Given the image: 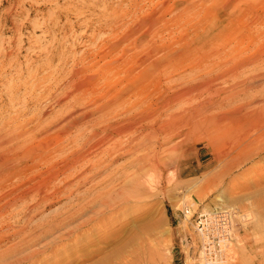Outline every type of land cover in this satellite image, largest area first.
I'll return each mask as SVG.
<instances>
[{"label": "rangeland", "instance_id": "obj_1", "mask_svg": "<svg viewBox=\"0 0 264 264\" xmlns=\"http://www.w3.org/2000/svg\"><path fill=\"white\" fill-rule=\"evenodd\" d=\"M165 3L158 39L165 50L160 52L164 73L156 82L150 72L144 100L132 98L138 111L155 109L156 115H132L131 121L106 117L51 131L48 148L63 144L67 151L39 165L34 176L76 149L86 153L89 148L91 162H101L87 175L89 165L83 162L53 179L60 191L46 201L33 196L3 211L0 264H203L194 220L212 208L232 214L234 258L227 264H264V0ZM125 7L127 0H0V129L7 122L31 128L41 110L57 111L45 98L32 104L30 88L47 85L40 77H56L62 60L69 71L73 56L76 61L89 55L96 43L92 36H109L92 29L99 13L119 14ZM67 9L73 10L53 25L57 12ZM36 66L34 80L27 72ZM128 69L136 74L140 66L126 65L121 78ZM117 84L106 86L97 100L107 102L124 90ZM71 85L62 90L69 92ZM52 115L41 122L48 123ZM104 124L113 125L108 130L113 142L133 143L111 155L100 152L93 130ZM123 126L128 132L120 130ZM42 142L33 144L37 148ZM147 174L153 176V188L144 183ZM131 181L143 183L145 190L133 195Z\"/></svg>", "mask_w": 264, "mask_h": 264}, {"label": "bare ground", "instance_id": "obj_2", "mask_svg": "<svg viewBox=\"0 0 264 264\" xmlns=\"http://www.w3.org/2000/svg\"><path fill=\"white\" fill-rule=\"evenodd\" d=\"M115 1L120 4L123 0ZM166 1L167 0H165V2ZM165 2L163 0H127V7L120 9L119 14L117 13V11L119 12V10H114L109 15H107L106 12H100L98 20L96 23H94L92 29L106 30L109 36L105 38H95L94 36H92V39H95L96 43H94V47L89 53V55H81L79 60L76 61L74 60L75 58L73 56V61L71 60L72 68H70L69 71L65 68V60H62L60 65H58L55 70V73L57 74L56 77L46 75L40 77L43 83H48L47 85H42L37 88H30L32 92L31 95L33 96L32 100L30 99L31 103L33 102L34 104H39V100L45 98L51 101L54 106L58 107V110L54 112L50 110H41L38 118V124L31 128H25V124L18 125V122L14 125H11L7 121L6 124H2V128L0 129V148L1 145L5 142L8 143L14 141L15 144H12V146L7 148L3 147L4 149H0L2 150L0 151V216L3 211L7 210L11 206H15L17 203L19 204L20 201L25 202L28 198L33 196H41V199L46 201L48 196L56 194L60 191V188H57V186H55L54 184L55 182H52V180L58 178L59 176L67 174V172L69 173L70 170L77 169V167L83 165V162H86L87 165H89L84 171L86 175L91 171H94L98 164L101 162H91V158H93V155L89 156V148L86 150V153L85 151L82 152L80 149H76L74 152H72L71 156H67L68 158H66L65 156L63 160L59 162L57 161L52 166L47 167L46 170L44 169L42 173H39L38 175L34 176V171L39 165H49L55 162L54 160L59 157L60 154H64L67 151L68 147L63 144H58L54 151H51V148H48L47 140H49L48 137L52 133L51 131L63 130L65 129V126L67 124H70L74 128L81 124L85 125L87 123H90L91 121L98 119L101 120L102 118L106 117L119 118L138 115L141 118L150 119L151 116L153 117L154 115H156L157 110L155 109L150 111H145L144 109L138 111V108L140 107L139 105L137 106L138 108L136 107L138 103L133 102L132 98H144L147 92V88L149 87L147 85L148 83L146 84L145 81L147 78L150 77V72L151 75H154L156 77V82H159L161 80V75L162 73H164L163 70L165 58H163L162 55L164 54L163 52L165 50L161 49L164 48V45L160 47V43L162 44V41L160 42L158 39H160V32L162 26L161 23L164 18L163 9H165ZM103 5L105 7V5H107V2H103ZM71 10L73 9H67V12L65 11L66 13L64 11H58L53 25H58L60 22L58 21V19L63 17V15H65V17H68V14ZM62 27H66L65 24H63ZM121 28H123V32H120L121 34L119 35L118 32ZM160 52L163 54H161ZM173 52L175 53L176 50H172L171 53L173 54ZM165 56L168 57L167 55ZM174 56L175 55H173V57ZM102 61L105 62L100 65V62ZM132 63L139 65L140 71L136 74H131L132 72L130 71H132V69L125 70L123 72L125 73V76L121 78L120 75L123 69H125L126 65ZM96 67L97 70L95 72H92L93 69H95ZM32 70L33 73H31ZM32 70L27 72V74L30 78L35 80L36 78H38V74L36 73H39V68H37L36 66V68H32ZM168 73L171 74L170 70ZM83 77H85L84 79H86V82L84 83H82L81 81V78ZM162 77L163 79L165 78V76ZM163 79L161 82L165 81ZM69 81L72 83V85L70 86L71 89L69 90V92L63 91L62 89ZM117 83L125 85L124 90L119 89L116 94L111 97V99L107 102H99L97 100L100 97L99 95H104L103 90L106 86L111 84L114 85ZM162 84H160V86ZM249 84L251 85L252 83ZM155 87H157V85ZM61 90L62 92H60ZM149 90L150 88L148 89V91ZM157 93H159V91H157ZM93 96L98 97L94 98ZM142 104L143 102L141 103V105ZM153 104L155 103L153 102ZM51 113L53 115L52 120H49L50 122L47 121L48 123L46 124L41 122L44 120L45 116H48ZM199 113H201V111ZM147 119L145 121H147ZM13 120H17V118H14ZM124 121L127 120L125 119ZM124 121H121V124L118 123L119 126L124 124ZM64 122L67 123L64 124ZM98 124L100 127L102 122ZM118 124L115 125L118 126ZM130 125L134 128V126H132V123ZM112 126L113 125L111 124L106 126L104 124V127L101 126L102 128L93 130V135L95 136V138H97L96 136H98V140L96 142L97 144H95L99 146L100 152L106 153L107 155H111L114 151L120 150L125 145L133 143L132 139H126L127 141L125 140L123 143L121 142V140L119 142H113V135L108 131L111 130ZM124 126H126V124ZM124 126L120 128V130L122 129L126 133L128 132V127L126 129V127ZM115 131L117 132L116 129ZM118 132H120V134L123 133L121 131ZM26 137H29V139H27L28 141L26 140ZM37 139L39 141L43 140V142L37 147L38 149L33 144V142H35ZM125 153L126 155L128 154V152H124L122 156H125ZM79 174L83 175V171ZM43 175H46V177H44ZM41 178H43V180ZM144 183L148 187H152L154 185V179L152 174H147L145 176ZM129 190L130 192H132L133 195H137L145 190V185L143 183H140L139 181H131L129 185Z\"/></svg>", "mask_w": 264, "mask_h": 264}, {"label": "built area", "instance_id": "obj_3", "mask_svg": "<svg viewBox=\"0 0 264 264\" xmlns=\"http://www.w3.org/2000/svg\"><path fill=\"white\" fill-rule=\"evenodd\" d=\"M232 214L224 208H212L197 213L194 228L199 240L198 252L203 264H227L234 258L231 241Z\"/></svg>", "mask_w": 264, "mask_h": 264}]
</instances>
